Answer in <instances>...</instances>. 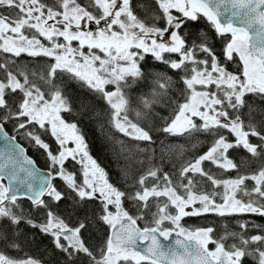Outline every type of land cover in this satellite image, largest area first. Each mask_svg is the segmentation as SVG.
Listing matches in <instances>:
<instances>
[{
  "label": "snow or ice",
  "instance_id": "1",
  "mask_svg": "<svg viewBox=\"0 0 264 264\" xmlns=\"http://www.w3.org/2000/svg\"><path fill=\"white\" fill-rule=\"evenodd\" d=\"M86 123L144 157L122 186ZM0 140V264H264V0H0Z\"/></svg>",
  "mask_w": 264,
  "mask_h": 264
},
{
  "label": "trees",
  "instance_id": "2",
  "mask_svg": "<svg viewBox=\"0 0 264 264\" xmlns=\"http://www.w3.org/2000/svg\"><path fill=\"white\" fill-rule=\"evenodd\" d=\"M198 27L201 28H207L208 25L206 24L205 21H201L200 24L198 25ZM220 46H221V42L217 41V51L220 50ZM23 59L25 61L28 60V58L26 57V55L23 57ZM149 63L151 64H156L157 62L152 61L149 58ZM230 69H231V65H229ZM156 70L160 71L163 70V65H157ZM150 85H151V81H148L146 84H143L138 91L133 92L132 93V97H133V103H132V107L136 108L139 100L138 97L142 94H146L150 91ZM176 94L173 93V97L175 98ZM168 108H166L164 105L162 104H158L154 107L153 111L156 113H160L162 115H167L168 114ZM134 113H132V116H130V118H134ZM82 130L85 134V138L89 144V149L91 152V155L97 160V162L100 164L101 167H103L109 175V178L112 182L114 183H120V185L122 186V174H121V169L125 166V164H129L130 167L132 168V170H137L139 169L141 166L139 164H137L135 162L136 159H144V157H134L132 160L130 161H125L123 158H121L119 161H117L116 157L113 154V151L111 149L110 144L105 140L104 138L101 136L98 128H96L94 125L92 124H84L81 125ZM6 131L10 134V135H14L15 133L13 132L12 126L8 125L6 128ZM122 139H128V138H124L121 136ZM17 140L19 142H21L25 148L27 149V152L29 153L30 156H32L37 165L41 168H48V162L44 156V154L41 151H38L37 149L31 147L28 145V143L25 140L20 139L19 137L17 138ZM161 142H163L164 144H184L185 145V155H184V159H190L193 156L202 154L204 151L207 150L210 141L207 140L205 137H200L199 138V143H197V141L192 140L191 142H188L186 140V138H173V137H167L165 138L164 136L160 135V134H156V144L153 146L156 148V159L155 162L157 164H160V146H161ZM193 144H196V147H192ZM141 147H143V145H141ZM68 163V167L72 168L73 164L72 162H67ZM176 163L178 165V161L174 160V159H169L168 156L164 157L163 160V167L165 171H169L172 169V165ZM147 161L145 160V163L143 165V167H147ZM79 166H77L78 168ZM57 183H60L59 180L56 181ZM209 216H212V214H209ZM214 221V220H213ZM215 222V221H214ZM191 224H195V225H201V220H193L191 222H189ZM219 230V228H218Z\"/></svg>",
  "mask_w": 264,
  "mask_h": 264
},
{
  "label": "flooded vegetation",
  "instance_id": "3",
  "mask_svg": "<svg viewBox=\"0 0 264 264\" xmlns=\"http://www.w3.org/2000/svg\"><path fill=\"white\" fill-rule=\"evenodd\" d=\"M193 220H201V225H195V224L189 223ZM140 223H141V225H143V221H141ZM182 223H184L185 226H188V227L209 226V225L218 227L221 224V221L218 217H216L214 215L209 216V214H208V215L201 216V217H186V218H184ZM13 254H15V253H13Z\"/></svg>",
  "mask_w": 264,
  "mask_h": 264
},
{
  "label": "water",
  "instance_id": "4",
  "mask_svg": "<svg viewBox=\"0 0 264 264\" xmlns=\"http://www.w3.org/2000/svg\"><path fill=\"white\" fill-rule=\"evenodd\" d=\"M8 134H9V133H8ZM9 136H11V135L9 134ZM17 142L20 143L18 140H17ZM20 144H22V143H20ZM22 145H23V144H22ZM23 146H24V145H23ZM3 147H4V142H3L2 140H0V149H3ZM24 147H25V146H24ZM27 155L30 156L28 152H27ZM30 157H31V156H30ZM31 158L34 160L33 157H31ZM34 161H35V160H34ZM35 164H36V167H38L42 172H44V173L46 174L47 169H44V168L39 167V166L37 165L36 161H35ZM6 182H7V181L5 180V183H6ZM175 239H176V235H175V233H173V235H172L171 237H169L168 240H164L163 238H161V241H162V243L168 244V243L172 242V241L175 240Z\"/></svg>",
  "mask_w": 264,
  "mask_h": 264
},
{
  "label": "rangeland",
  "instance_id": "5",
  "mask_svg": "<svg viewBox=\"0 0 264 264\" xmlns=\"http://www.w3.org/2000/svg\"><path fill=\"white\" fill-rule=\"evenodd\" d=\"M104 141H105V139H104Z\"/></svg>",
  "mask_w": 264,
  "mask_h": 264
}]
</instances>
